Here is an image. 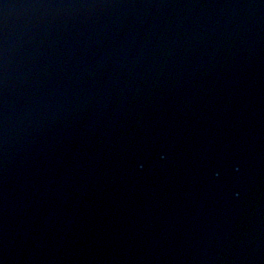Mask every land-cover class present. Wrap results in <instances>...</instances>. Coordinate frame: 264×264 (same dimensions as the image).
I'll use <instances>...</instances> for the list:
<instances>
[{"label": "water", "instance_id": "95a60500", "mask_svg": "<svg viewBox=\"0 0 264 264\" xmlns=\"http://www.w3.org/2000/svg\"><path fill=\"white\" fill-rule=\"evenodd\" d=\"M0 264H264V0H0Z\"/></svg>", "mask_w": 264, "mask_h": 264}]
</instances>
